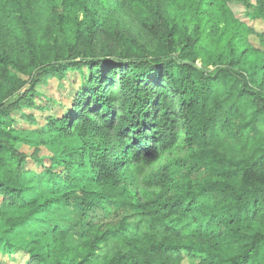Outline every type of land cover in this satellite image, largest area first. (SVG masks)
Here are the masks:
<instances>
[{
  "label": "trees",
  "instance_id": "1",
  "mask_svg": "<svg viewBox=\"0 0 264 264\" xmlns=\"http://www.w3.org/2000/svg\"><path fill=\"white\" fill-rule=\"evenodd\" d=\"M130 1L151 11L141 23L153 47L111 23V0H0V22H25L42 5L52 26L71 7L84 15L73 18L71 40L47 24L34 39L17 27L23 56L0 49V225L5 234L31 232L21 244L0 237V253L27 257L25 264H177L185 256L194 264H264V30L236 17L230 0H168L164 14L159 0ZM235 1L264 20L262 0L255 12L250 0ZM191 23L201 40L211 36L213 71L193 62ZM67 70L81 73L70 108L43 116L30 130L40 139L27 140L12 126L14 113L50 108L36 104V86ZM23 144L48 150L35 159L40 170L27 166ZM184 145L149 198H133L118 179ZM36 171L55 193L42 202L25 195ZM54 202L71 206L74 220L58 226L38 216Z\"/></svg>",
  "mask_w": 264,
  "mask_h": 264
},
{
  "label": "rangeland",
  "instance_id": "2",
  "mask_svg": "<svg viewBox=\"0 0 264 264\" xmlns=\"http://www.w3.org/2000/svg\"><path fill=\"white\" fill-rule=\"evenodd\" d=\"M149 1L154 3V0ZM262 1L264 2V0ZM111 3V9L108 11L109 20L111 21V23L121 29L124 34L133 35L139 42L145 43L149 47H153L154 41L141 23V19L143 17L147 19L152 18L151 11H148L147 8L143 7L142 3L139 1L136 3L130 0H111ZM250 3L252 6L249 8V10H252V12L257 11L256 5L258 4V0H250ZM167 5L168 0H159L161 13H166ZM133 6L134 8H132ZM228 6L232 10L233 14H235V16L240 20L245 21L255 30H264V20L254 19V17H250L246 12L247 7L235 0H230L228 2ZM91 7L98 11L102 10V13H104L103 11L107 10V6L101 5L99 1H92ZM63 14L65 15L64 21L59 23L57 22V24H54L52 26L49 23V11L47 10V7L45 5H42L39 7L31 8V17H24L23 19L25 22H22L20 18H11L9 20L0 22V49L4 48L13 54H16L17 56H23L24 51L17 37V27H21L24 33L29 32L30 38L34 39V37L36 36L35 34H37V32L39 33L40 27L47 24V26L51 28V31L58 36L59 40H63L64 38H69V40H71L72 32H70V26L73 18L78 17L79 19H81L84 15L75 7H71L68 12L63 11ZM215 25L209 31L210 35H212V32L214 31ZM194 26L195 23H191L187 26L186 29V31L191 34L192 38H195V45L197 47V55L194 57L193 62L196 66L202 67L204 70L213 71L215 70L216 64L214 47H212L211 45V36L209 37V42L201 40L200 36H202L203 33L201 34L197 29L195 31L193 29ZM202 28L203 25H201V29ZM251 38L256 40L252 35ZM192 57L193 55H191L189 59L191 60ZM204 59H206L208 63H205ZM251 62H248L246 64V66H250V70L255 65L251 64ZM12 73L16 74L23 80L27 78L25 74L17 72ZM80 76V72L67 70L66 77L62 80H59L54 76L49 77L44 82L38 84L36 86L37 94L34 96L36 104H47L51 107L46 110L36 108L34 106L22 108L21 111L14 113L13 118L15 121L12 126L23 130L21 132V135L27 140H39L41 135L38 133L30 132V130L38 129L39 126L42 125L43 116L45 115L53 114V116H62L67 112V110L70 108V102L74 95V92L79 87ZM49 99L50 101H48ZM29 113H32L36 119L34 123H31L28 120L22 118L23 114ZM50 139L52 140V138ZM51 140L49 142V145L54 147L55 143H52ZM18 148L25 155L27 166L35 170L41 169L40 164L36 165V157H46L47 155H49L48 150L43 147H39L38 150H36V148H33L32 146L23 144L18 146ZM188 150L189 148L186 145L182 147H175L171 152L162 153L161 158L158 162L144 168L140 173L134 174L133 172H131V170L128 169V171H126L124 174H120L118 176V179H124L126 181V185L133 198L147 199L153 194L154 191L158 190L160 187L157 183V180H159V174L163 166L172 161L175 156H177L178 158L182 157ZM82 170L88 172L89 169ZM63 176L62 178H64ZM25 182L28 186L25 195L30 199H35L42 202L45 199L51 198L55 194L53 191V183H51V181L49 180L39 179V172L37 175L34 174L33 176H30V180L27 179ZM70 210L71 206L61 205L54 202L48 209L49 213H41L38 214V216L47 218V221L52 224L63 226L65 222L74 220V216L71 214ZM48 222L44 224V231L48 230ZM32 228H34V225ZM4 230V226L0 225V237H2V240L9 239L12 242L21 244L24 243L27 239L31 238V232H28L27 229L24 228L18 229L17 232L13 234H5ZM78 242V236H76L73 232H70L67 236V243L70 246H75L78 244ZM26 261L27 257H23L21 255H18L17 253H12L9 257H6V255L0 253V264H25ZM194 263V259L191 260V258L185 256L177 264Z\"/></svg>",
  "mask_w": 264,
  "mask_h": 264
}]
</instances>
